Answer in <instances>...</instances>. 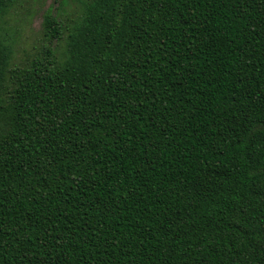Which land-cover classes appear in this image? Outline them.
I'll return each instance as SVG.
<instances>
[{
	"label": "trees",
	"instance_id": "obj_1",
	"mask_svg": "<svg viewBox=\"0 0 264 264\" xmlns=\"http://www.w3.org/2000/svg\"><path fill=\"white\" fill-rule=\"evenodd\" d=\"M45 26L56 67L0 37V264H264V0Z\"/></svg>",
	"mask_w": 264,
	"mask_h": 264
},
{
	"label": "rangeland",
	"instance_id": "obj_2",
	"mask_svg": "<svg viewBox=\"0 0 264 264\" xmlns=\"http://www.w3.org/2000/svg\"><path fill=\"white\" fill-rule=\"evenodd\" d=\"M90 0H14L0 11V37L8 43L11 66L30 67L38 57L45 59L51 51L50 66L63 63V39L51 38L45 23L55 19L65 26L68 18L78 17Z\"/></svg>",
	"mask_w": 264,
	"mask_h": 264
}]
</instances>
